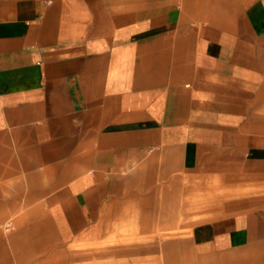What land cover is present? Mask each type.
Instances as JSON below:
<instances>
[{
    "label": "crops",
    "instance_id": "crops-1",
    "mask_svg": "<svg viewBox=\"0 0 264 264\" xmlns=\"http://www.w3.org/2000/svg\"><path fill=\"white\" fill-rule=\"evenodd\" d=\"M13 187L59 242L89 244L125 210L154 242L174 223L157 203L226 193L164 234V264H264V0H0Z\"/></svg>",
    "mask_w": 264,
    "mask_h": 264
},
{
    "label": "rangeland",
    "instance_id": "rangeland-1",
    "mask_svg": "<svg viewBox=\"0 0 264 264\" xmlns=\"http://www.w3.org/2000/svg\"><path fill=\"white\" fill-rule=\"evenodd\" d=\"M21 190L25 189L0 190V264H164V234H185L191 222L225 213L198 207L221 205L227 200L222 192L193 198L178 194L177 208L171 211L163 208V202L157 203L156 217L168 214L174 223L150 227V233L157 236L154 242L145 239L147 227L131 224L132 211L125 210L123 218L109 219L104 227L108 241L63 243L57 240L40 203L28 202L25 195L21 197ZM158 196L162 199L164 194ZM151 245L155 256L149 258L144 251ZM172 245L178 247V243Z\"/></svg>",
    "mask_w": 264,
    "mask_h": 264
}]
</instances>
